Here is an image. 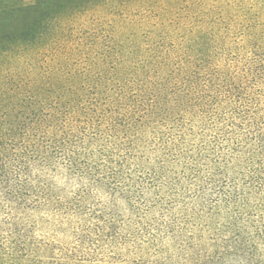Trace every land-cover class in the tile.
Wrapping results in <instances>:
<instances>
[{"label":"trees","instance_id":"trees-1","mask_svg":"<svg viewBox=\"0 0 264 264\" xmlns=\"http://www.w3.org/2000/svg\"><path fill=\"white\" fill-rule=\"evenodd\" d=\"M39 10L0 48V264H264V0Z\"/></svg>","mask_w":264,"mask_h":264},{"label":"rangeland","instance_id":"rangeland-1","mask_svg":"<svg viewBox=\"0 0 264 264\" xmlns=\"http://www.w3.org/2000/svg\"><path fill=\"white\" fill-rule=\"evenodd\" d=\"M87 1L88 0H0V48L6 45V40L3 38L4 34L12 30L16 33L17 26H19L20 29L23 28V25L20 24L24 19L23 13H18V8L25 10L27 7L39 5L41 10L38 12L47 11L48 14L54 15L63 14L74 8H78ZM38 17L39 16L36 18ZM31 23L33 24V21H31ZM43 227L44 226H41L40 229H38V235L41 236L44 234V231H49L48 234L51 236L52 230Z\"/></svg>","mask_w":264,"mask_h":264}]
</instances>
